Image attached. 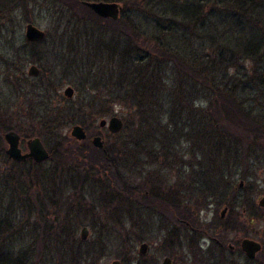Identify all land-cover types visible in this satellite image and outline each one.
<instances>
[{
    "label": "trees",
    "instance_id": "obj_1",
    "mask_svg": "<svg viewBox=\"0 0 264 264\" xmlns=\"http://www.w3.org/2000/svg\"><path fill=\"white\" fill-rule=\"evenodd\" d=\"M114 2L121 4L120 17L116 21L102 19L96 16L85 2ZM220 0H52L56 11L51 12V19L55 21L57 29L60 30L61 46L68 48L72 60L84 58L85 55L76 53L80 45H90L88 37V19L91 26L98 30L99 39L92 46L95 57L100 56L104 61L114 62L116 70L108 75L88 76L84 73L85 65L79 68V88L89 85L88 92L79 96L75 103L64 106H55L50 101V89L53 91L62 86L63 79L55 81L40 69V74L34 81L43 85L24 88L25 98L28 100L27 110L32 117L33 136L41 138L46 145H50V157L44 163H34L30 159L17 163L9 160L4 154L3 134L13 130L0 121V161L6 167L0 172V228H11L15 224L24 226L28 224L31 233V242L27 245L24 253L5 254L0 250V264H62L66 259L67 240L64 238L66 218L57 214L60 203L59 196L65 194L61 189V178L65 172H75L78 184L83 185L85 176H94L99 185L118 187L122 190L131 191L132 184L129 179L120 173L117 161L119 151L95 149L90 143L91 137L88 127H84L87 139L81 143L68 136H62L59 130L63 124H71L84 115L86 107L94 108L96 105L107 108V116L112 114V107L121 104L126 110L125 124L127 121L139 119L150 123V117L158 116V121L163 123V117L169 118L174 115L173 110L176 100H172L180 89L183 81L181 77L189 78L193 87L200 93L198 100L206 105V110L201 112V121L190 124L188 120L185 125L167 123L162 127V138L167 141L180 138V133L197 130V126L204 128L202 137L206 136L213 140L210 148L211 155L208 159L202 158V163L213 164V196L219 201L229 200L225 208L232 212L237 210L241 216L247 211V199L253 187L244 184L246 175L241 174L237 182L236 173H230L229 169L235 163H246L247 153L256 158V163L264 161V121L257 120L252 111L248 110L243 103L238 102L237 91L244 92L250 84H257L264 93V30L259 31L250 25L248 17L257 14L264 17V0H257L254 7L253 0H222L225 6H234L231 13L224 20L230 29L238 33L243 41L233 47L231 53L235 55L237 49L242 58L256 60L254 75L250 81L241 83V88L231 86L224 78V74L216 70L213 65L209 68L206 64L191 63L184 61L181 52L172 51L169 42L161 39V21L163 18L169 20L167 27L175 31L179 27L195 29L197 34L205 36L206 39L213 38V4ZM30 0H0V39L2 31L10 30L12 36L15 34L12 16L19 10L27 9ZM254 7V8H253ZM256 12H252L253 10ZM241 10V11H237ZM253 13V14H252ZM5 19H9V28H6ZM76 19V20H75ZM27 22H31L27 19ZM94 23V24H93ZM105 33V34H104ZM178 35V33H175ZM182 38L184 36L179 34ZM108 36V37H107ZM81 40V41H80ZM39 44L28 43L21 40V46L25 51L26 61L39 63L36 59L34 48ZM234 51V52H233ZM89 54V53H88ZM87 54V58L90 54ZM221 53H218V57ZM1 60V57H0ZM6 65V57H3ZM171 63V64H170ZM169 64L175 68L180 80L169 82L167 73ZM221 60H219V67ZM88 79H81V74ZM95 78V79H92ZM89 79H92L89 80ZM29 78L25 77L28 82ZM65 81L73 82V78L66 76ZM90 83V84H89ZM189 83V81H188ZM172 91L173 94H166ZM95 94H92V93ZM172 98V99H171ZM169 99L171 101H169ZM172 105V106H171ZM153 107V108H152ZM155 107L157 110H153ZM35 112V113H34ZM109 112V113H108ZM133 122V124H134ZM181 126V128H180ZM133 128V126L129 127ZM249 148H252L251 150ZM169 153V148L164 147ZM213 153V154H212ZM183 154L182 157H184ZM264 164V163H262ZM264 167V166H263ZM200 170H204L201 166ZM96 172V173H95ZM205 180V172H202ZM57 178L60 184H57ZM239 182H243L240 186ZM239 183V184H238ZM148 184H138L137 190L142 198L151 204H164V200L156 198L148 191ZM146 191L149 195H146ZM169 212L172 217L185 218V211L179 210L173 203H169ZM54 211V212H53ZM20 212V215L18 213ZM217 223L214 231V239L220 252L228 249L225 246L229 232L238 231L246 226L243 221L232 218V213ZM253 219L247 221L250 222ZM44 243L53 244L55 252L52 263H45L44 256L40 250ZM38 244L40 249H33ZM74 244V240L68 241ZM258 257L264 258V248ZM264 260V259H263ZM248 263V262H247ZM221 264V263H220Z\"/></svg>",
    "mask_w": 264,
    "mask_h": 264
},
{
    "label": "rangeland",
    "instance_id": "obj_2",
    "mask_svg": "<svg viewBox=\"0 0 264 264\" xmlns=\"http://www.w3.org/2000/svg\"><path fill=\"white\" fill-rule=\"evenodd\" d=\"M30 1L26 11L19 10L16 15L12 16L14 36L10 30L8 32L3 30L0 39V121L20 135L23 152L26 151L25 142L36 137L33 136L31 130L34 126L32 117L27 110L29 105L24 96V88L29 87V85H43V83L34 81V78L27 76V70L31 65L43 70L47 76L53 78L52 86H54L55 81L63 79L64 83L56 88V91L49 87L51 91L49 103L55 106H64L70 102L75 103L79 96L88 92L90 86L85 85V88L83 86L79 88L78 78L75 76L79 74V68L82 64L85 65L84 73H88V76L108 75L117 68L114 62L104 61L100 56L95 57L92 46L99 39V33L90 25V19H88L89 29L87 33L91 44L80 45L76 49V53L80 50V53L85 56L73 61L71 54H69L70 50L65 45L61 46L59 36L61 29H57L55 21L51 19V12L57 9L52 0ZM252 4L257 7V0H253ZM120 6L122 5L120 4ZM232 8L236 9L232 5L224 7L222 0L213 4V38L211 40L199 35V33L197 34L195 29L189 27L182 26L175 31L169 30L166 28L169 20L164 18L161 21V26H163L159 34L161 39L169 42L172 51L181 52L185 58L184 61L193 64L204 63L209 68L213 65L214 73H217L216 70L220 71L224 74L225 80L229 84L232 83L230 87L236 85L240 89L241 83L250 81L251 77L255 78L254 71L257 61L242 58L238 49L235 55L231 53L233 47L243 41V38L239 37L233 29H230L224 20L226 15H234L230 12ZM256 10L252 12L254 13ZM27 19L31 22H27ZM248 20L250 25L254 24V27L259 31L264 30L263 16L254 14L248 17ZM29 23L46 34V39L33 49L36 54L35 58L40 59V64L26 61L25 51L30 52L31 49L21 46V40L24 41V28ZM5 24L6 28H9V19H5ZM180 33L184 36L183 38L179 35ZM88 53L90 54L89 58L86 57ZM218 53H221L220 57H218ZM3 57H6V61H8L6 65L3 63ZM219 60H221L220 67ZM170 64L167 75L170 78L169 82H174L173 84L176 85L175 81L178 82L180 78L175 68ZM66 76L70 79L73 78V82L65 81ZM25 77L31 80L26 82ZM79 77L88 79L84 78L86 75L83 73ZM92 79L89 80L92 81ZM181 80L183 84L178 92L172 95L174 96L173 99L171 98L176 100L174 108L169 109L174 111V115L170 118L168 116L163 117V123L158 121V116L150 117V123L137 119L135 122L133 121V124L132 121L126 120L125 129L117 135H111L106 128H98L99 120L102 118L108 120L112 116H117L125 124L123 119H125L127 112L121 104H115L112 107L111 115L102 116L100 113L106 114L107 108L104 104L102 106L98 104L94 108L87 106L80 120L77 119L71 124H63L64 127L59 130L62 136H68L74 125H80L83 128L88 127L89 130L93 129L94 133L102 138L106 148L119 151L117 164L120 173L130 178L129 181L133 188H136L138 184H148L152 187H147L152 195L154 194L160 200H165L162 205L151 204L143 199L142 195H139L136 188L137 197L135 201L146 205L148 209L139 206L137 219L134 217L133 220L128 218L126 221L119 219L120 217L112 219L109 217L108 209L114 208L115 215L119 210H123L125 206L122 204L130 201L131 191L99 185L92 175L85 176L82 179L83 185L75 187L78 184L76 178L78 174L75 172L63 173L61 189L65 194L59 196L60 203L57 210V214L67 220V228L65 226L63 232L65 233L64 238L67 240L66 248L63 251L64 254L66 253V259L63 260L62 264H72L71 262L74 261H79L76 264H110L114 260H122L124 261L123 264H135V261L142 257L138 256V247L141 243L148 245V252L144 255L147 260H139L143 264H161L165 257H169L172 264H264L262 257H258L253 263H247L239 248L240 240L243 238L253 239L264 248V208L261 209L257 206L258 200L264 197V164H262L264 161L257 164L256 158L247 153L248 159L245 164L237 162L235 167L234 165L230 167V173L237 175V182L239 176L244 174L246 175L244 184L251 185L253 189L250 190L247 199L249 206H247L246 212H242L244 213L243 216L237 210L231 212L227 209L225 217L221 219V211L225 208V203L229 197L219 202L213 196V186L207 190L210 187H206V185H212L211 182L213 181V164H201L202 158L208 159L211 155L210 148L213 140H209L207 136L202 137V132L205 134L206 132L200 126H197L198 129H194L192 132L180 133V138L176 137L175 140L167 141L162 138V127L167 123L185 125L187 120L190 124L192 121H201L203 118L200 114L206 110V105L198 100L200 93L195 90L190 79L184 76L181 77ZM66 87H71L74 90L72 99L64 97L63 91ZM166 94H173V92L169 91ZM236 100L252 111L257 120L264 121V93L257 84L251 83L250 87L243 93L237 91ZM169 101L171 100L169 99ZM153 110L158 111V108L155 107ZM131 126L133 128H129ZM41 141L46 150L50 152L51 143L46 145L42 139ZM164 147L169 148V153L163 149ZM5 148L6 146H4V150ZM183 154H185L184 157H182ZM6 166L0 161V172ZM201 166L204 170H200ZM202 172L207 174L205 180L202 178L204 176ZM56 182L60 184V179L57 178ZM87 186H90L91 189L85 188ZM80 187H83L82 190L79 189ZM148 191H146L147 196L149 195ZM86 192L89 196L87 198L88 205L85 206L80 199V204L76 205L77 208L83 209L75 215L80 224L77 227V221H71L73 215L70 214V209L72 206L63 197L69 195L72 201V196L85 195ZM169 203H173L179 210L185 211V218H178L179 215L177 214L172 217L169 212ZM158 208L163 210L167 219L164 220L156 214L159 211ZM85 210H88V215L83 213ZM230 212L232 218L243 221L246 226L241 228L239 232L228 233L225 246L227 248L232 246L234 251L230 252L226 249L221 253L216 243L217 240L213 238L214 229L217 223L224 220ZM251 219L254 223H247ZM101 224H105V226ZM96 225L100 226L104 232L105 246L97 239ZM82 227H87L90 230V236L88 242L80 246V249L104 248L111 250V252L104 257H71L69 250L77 248H73V245L68 244V241L72 239V236L75 237L76 241H79V232ZM29 229L28 224L20 226L18 223L11 228H0V250L5 254L19 255V253H24L27 245L31 242ZM116 229H120L123 236L125 235L124 232H128L142 239L135 244L126 238L121 240L123 249L132 250V255L126 257L125 254L119 256L116 253L114 244L118 241L115 242L113 237ZM149 231H152V234H149ZM33 249H40L39 245L34 244ZM54 250L56 249H54L53 244L44 243L41 246L40 252L46 256L43 258L45 263H52Z\"/></svg>",
    "mask_w": 264,
    "mask_h": 264
},
{
    "label": "water",
    "instance_id": "obj_3",
    "mask_svg": "<svg viewBox=\"0 0 264 264\" xmlns=\"http://www.w3.org/2000/svg\"><path fill=\"white\" fill-rule=\"evenodd\" d=\"M86 7H88L96 16L102 18V19H109L112 21H116L119 19L121 6L118 3L114 2H85L84 3ZM46 39V34L41 29L37 28L33 24H26L24 28V40L28 43L33 44H40ZM40 74V70L34 66L31 65L27 70V76L30 78H37ZM64 97L67 99H72L74 95V90L71 87H66L63 91ZM98 128L103 129L106 128L108 133L111 135H116L120 133L123 129V121L117 117L112 116L108 120L107 119H100L98 122ZM69 136L73 138L74 140L81 142L86 139V133L82 126L80 125H74L70 132ZM3 139L5 143L7 144V148L5 150L6 156L14 162L17 163H23L26 160H32L34 163L40 164L48 161L50 155L49 152L44 147L42 141L38 137H33L31 139H28L26 141V152H22L20 149V143L21 138L20 136L14 132L9 131L3 134ZM91 145L97 149V150H103L104 149V142L99 136H95L91 138ZM243 183L240 182V186H242ZM257 206L261 209L264 208V197H261L258 200ZM227 212V209L224 208L221 211V219L225 217V214ZM254 223V221H251V224ZM88 236V231L86 228H83L80 231V239L82 241H85ZM239 248L241 252L244 254V256L248 260H254L256 255L261 251L262 245L249 238H243L240 240ZM230 250H233V247H229ZM147 250V245L142 244L139 247V252L144 254ZM111 264H118V262H112ZM162 264H171V260L169 258H165L162 261Z\"/></svg>",
    "mask_w": 264,
    "mask_h": 264
},
{
    "label": "flooded vegetation",
    "instance_id": "obj_4",
    "mask_svg": "<svg viewBox=\"0 0 264 264\" xmlns=\"http://www.w3.org/2000/svg\"><path fill=\"white\" fill-rule=\"evenodd\" d=\"M84 129V128H83ZM85 130V129H84ZM11 131H13V130H11ZM9 132V131H8ZM85 133H86V131H85ZM90 134H91V137H90V139H89V143L91 144V138H93V137H95V136H99V135H97L96 133H94V131H93V129L92 130H90ZM117 135V134H116ZM20 136V135H19ZM100 137V136H99ZM21 138V137H20ZM39 138V137H38ZM40 139V138H39ZM86 139H87V133H86ZM85 139V140H86ZM102 139V138H101ZM41 140V139H40ZM84 140V141H85ZM3 141H4V139H3ZM78 142V141H77ZM81 142H83V141H81ZM81 142H79V143H81ZM104 142V141H103ZM4 144H5V146H6V148H7V144L5 143V141H4ZM45 147V146H44ZM6 148H5V150H6ZM25 148H26V142H25ZM20 149H21V143H20ZM5 150H4V154H5ZM21 151H22V149H21ZM23 152V151H22ZM24 152H26V151H24ZM23 152V153H24ZM6 155V154H5ZM50 155V154H49ZM7 157V156H6ZM8 158V157H7ZM9 159V158H8ZM10 160V159H9ZM27 161V160H26ZM32 161V160H31ZM243 183V182H242ZM242 187V186H241ZM82 188L83 187H80L79 189L80 190H82ZM85 188H87V189H91L90 188V186H87V187H85ZM88 193L86 192L85 193V195L84 194H82V195H80V196H72V201H71V198L69 197V195H65L64 197H63V199L65 200V201H67V203H69L72 207H71V209H70V214H72L73 215V217L71 216V221H77V217L75 216V215H77V213H78V211L79 210H83V209H81V207H76V205L77 204H80V201L85 205V206H87L88 205V203H87V198H89V196L87 195ZM136 188L134 187V188H131V196H130V201L128 202V203H125L124 205L122 204V202H121V204H122V206H125L124 207V209L122 210H119L118 211V213L115 215L114 213H115V209L114 208H110V209H108L109 210V217L110 218H112V219H116L117 217H120L119 219H123L124 221H126V219H130V220H133V217L135 218V219H137V216H138V207L139 206H141L142 208H144V209H148L147 207H146V205L144 206V204H142V203H137V201H135V199H136ZM68 199H70V200H68ZM79 199H80V201H79ZM163 200V199H162ZM165 201V200H164ZM77 202V203H76ZM76 203V204H75ZM120 204V205H121ZM106 208V207H105ZM112 209V210H111ZM158 212H156V214H158L159 216H161L164 220L165 219H167V216H165L166 214H164V212H163V210L161 209V208H158ZM85 215H88V210H85L84 212H83ZM161 213V214H160ZM114 214V215H113ZM114 223H116V222H114ZM134 223V222H133ZM98 225V224H97ZM96 225V230L95 231H98V236H97V239H99V241L101 242V243H103L104 244V246L106 245V239L104 238V232H102V228L100 227V226H97ZM102 226H105V224H101ZM78 226H80V224L78 223V221H77V227ZM83 228H86L87 229V231H88V236H87V239L85 240V241H82L81 239L79 240V241H76V239H75V237L74 236H72V239L74 240V244H71V245H73V248H77V249H71V251L69 250V254L71 255V257H74V256H85V257H88V256H96V257H104V256H106V255H108L110 252H111V250H106V249H87V250H82V249H80L79 247L80 246H83V245H85L87 242H88V240H89V236H90V230L87 228V227H82L81 229H80V231L83 229ZM125 233V235L123 236V232L122 231H120V229L119 230H117L116 229V233H115V235L113 236L115 239V242H117L116 244H114V248H115V251H116V253L119 255V256H122L123 254H125V256L127 257L128 255H132L133 254V252H132V250H127V249H123V245H122V243H121V240L123 239V238H126V239H128V240H130L132 243H137V242H140L142 239H140V238H138V237H136V236H134L133 234H131V233H128V232H124ZM149 234H152V231H149ZM74 235V234H73ZM107 235H109V236H111V234H109V233H107ZM79 238H80V232H79ZM110 238H112V237H110ZM130 238H133L132 240L130 239ZM108 240H110L111 241V239H108ZM142 244H145V245H147L146 243H141L140 245H139V247L142 245ZM139 247H138V256H142V257H140L139 258V260H147L146 258H144V255H146L147 254V252H148V245H147V250H146V252L144 253V254H142V253H140L139 252ZM123 249V250H122ZM228 250L230 251V252H233L234 251V248H233V250H230L229 248H228ZM241 251V250H240ZM261 251H262V249H261ZM261 251L256 255V257H255V259L254 260H248L245 256H244V254H243V256L245 257V260H246V262H248V263H253V262H255L256 260H257V258H258V255L261 253ZM165 258H169V257H165ZM164 258V259H165ZM80 259V258H79ZM170 259V258H169ZM139 260H136L135 262V264H143V263H140L139 262ZM171 260V259H170ZM118 262V264H123V262L124 261H122V260H114V261H112V262ZM163 261V260H162ZM79 261H74V262H71L72 264H76V263H78ZM81 262H82V260H81ZM111 262V263H112ZM110 263V264H111ZM144 264H147V263H144ZM162 264V263H161ZM171 264H172V260H171Z\"/></svg>",
    "mask_w": 264,
    "mask_h": 264
}]
</instances>
